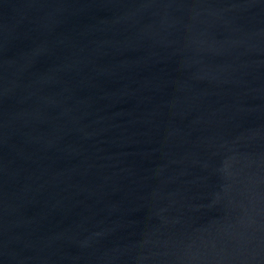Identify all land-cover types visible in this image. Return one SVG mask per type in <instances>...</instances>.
I'll return each mask as SVG.
<instances>
[{
  "label": "water",
  "instance_id": "1",
  "mask_svg": "<svg viewBox=\"0 0 264 264\" xmlns=\"http://www.w3.org/2000/svg\"><path fill=\"white\" fill-rule=\"evenodd\" d=\"M0 264H264V0H0Z\"/></svg>",
  "mask_w": 264,
  "mask_h": 264
}]
</instances>
